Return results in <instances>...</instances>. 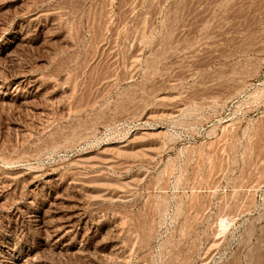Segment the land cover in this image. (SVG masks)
Segmentation results:
<instances>
[{"label":"rangeland","instance_id":"rangeland-1","mask_svg":"<svg viewBox=\"0 0 264 264\" xmlns=\"http://www.w3.org/2000/svg\"><path fill=\"white\" fill-rule=\"evenodd\" d=\"M0 264H264V0H0Z\"/></svg>","mask_w":264,"mask_h":264},{"label":"bare ground","instance_id":"bare-ground-1","mask_svg":"<svg viewBox=\"0 0 264 264\" xmlns=\"http://www.w3.org/2000/svg\"><path fill=\"white\" fill-rule=\"evenodd\" d=\"M64 223V222H63Z\"/></svg>","mask_w":264,"mask_h":264}]
</instances>
